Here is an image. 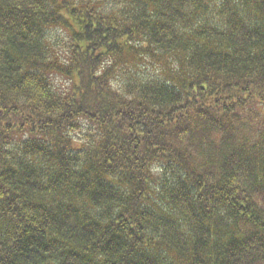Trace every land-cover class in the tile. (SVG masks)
Instances as JSON below:
<instances>
[{"label":"trees","instance_id":"trees-1","mask_svg":"<svg viewBox=\"0 0 264 264\" xmlns=\"http://www.w3.org/2000/svg\"><path fill=\"white\" fill-rule=\"evenodd\" d=\"M0 264H264V0H0Z\"/></svg>","mask_w":264,"mask_h":264},{"label":"rangeland","instance_id":"rangeland-1","mask_svg":"<svg viewBox=\"0 0 264 264\" xmlns=\"http://www.w3.org/2000/svg\"><path fill=\"white\" fill-rule=\"evenodd\" d=\"M146 68V67H145Z\"/></svg>","mask_w":264,"mask_h":264}]
</instances>
